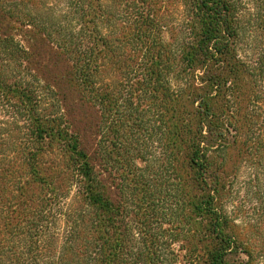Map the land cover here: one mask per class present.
<instances>
[{
  "label": "trees",
  "instance_id": "16d2710c",
  "mask_svg": "<svg viewBox=\"0 0 264 264\" xmlns=\"http://www.w3.org/2000/svg\"><path fill=\"white\" fill-rule=\"evenodd\" d=\"M0 264H264V0H0Z\"/></svg>",
  "mask_w": 264,
  "mask_h": 264
},
{
  "label": "rangeland",
  "instance_id": "374dc122",
  "mask_svg": "<svg viewBox=\"0 0 264 264\" xmlns=\"http://www.w3.org/2000/svg\"><path fill=\"white\" fill-rule=\"evenodd\" d=\"M73 99L78 100L81 102L80 108L81 110L76 112V119L80 120L82 122V126L86 130V125L89 126V130L91 128V131H87L86 133V142L90 143L91 145H94L97 139V135L94 134L95 131L94 127L100 123L101 114L98 111L97 108L92 107L88 103L80 101V98H78L77 94H73ZM110 172H105L104 177L107 178V175H109ZM116 174V172H115ZM243 177H246V174L243 175Z\"/></svg>",
  "mask_w": 264,
  "mask_h": 264
}]
</instances>
